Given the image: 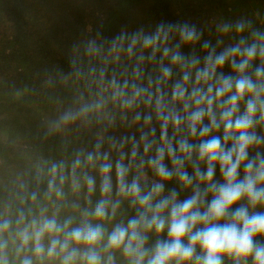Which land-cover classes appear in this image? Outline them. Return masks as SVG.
<instances>
[{"label":"clouds","instance_id":"1","mask_svg":"<svg viewBox=\"0 0 264 264\" xmlns=\"http://www.w3.org/2000/svg\"><path fill=\"white\" fill-rule=\"evenodd\" d=\"M217 32L161 21L72 46L47 81L72 91L46 133L67 154L5 188L0 264H264V27ZM72 131L90 140L69 153Z\"/></svg>","mask_w":264,"mask_h":264},{"label":"trees","instance_id":"2","mask_svg":"<svg viewBox=\"0 0 264 264\" xmlns=\"http://www.w3.org/2000/svg\"><path fill=\"white\" fill-rule=\"evenodd\" d=\"M241 18L264 27V0H0V197L39 160L67 154L64 137L46 133L48 120L71 102L72 91L47 81L68 71L74 44L97 32L111 38L122 29L153 30L161 21L194 23L204 30L203 39L215 43L219 23ZM67 138L69 153L90 140L83 131ZM173 187L175 181L166 184Z\"/></svg>","mask_w":264,"mask_h":264},{"label":"rangeland","instance_id":"3","mask_svg":"<svg viewBox=\"0 0 264 264\" xmlns=\"http://www.w3.org/2000/svg\"><path fill=\"white\" fill-rule=\"evenodd\" d=\"M90 29V26L88 25V30Z\"/></svg>","mask_w":264,"mask_h":264}]
</instances>
